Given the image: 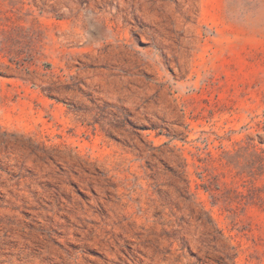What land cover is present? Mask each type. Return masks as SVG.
<instances>
[{
  "label": "rangeland",
  "instance_id": "rangeland-1",
  "mask_svg": "<svg viewBox=\"0 0 264 264\" xmlns=\"http://www.w3.org/2000/svg\"><path fill=\"white\" fill-rule=\"evenodd\" d=\"M0 264H264V0H0Z\"/></svg>",
  "mask_w": 264,
  "mask_h": 264
}]
</instances>
